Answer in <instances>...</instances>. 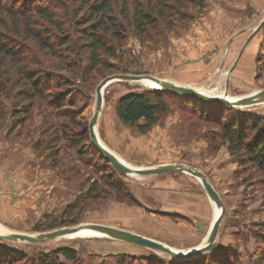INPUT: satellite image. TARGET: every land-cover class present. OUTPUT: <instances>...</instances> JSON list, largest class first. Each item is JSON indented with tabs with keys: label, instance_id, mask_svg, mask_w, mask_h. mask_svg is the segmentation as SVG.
<instances>
[{
	"label": "rangeland",
	"instance_id": "rangeland-1",
	"mask_svg": "<svg viewBox=\"0 0 264 264\" xmlns=\"http://www.w3.org/2000/svg\"><path fill=\"white\" fill-rule=\"evenodd\" d=\"M263 20L264 0H206L201 6L189 5L170 27L163 25L145 39L128 30L122 46L107 58V66L84 87L88 97L76 96V106L62 105L74 112L76 124L62 116L59 107L40 99L18 119L14 108L19 110L22 102L17 87L11 86L2 96L5 115L0 120V225L39 234L97 223L178 250L203 243L214 219V203L197 178L185 173L122 176L98 157L81 153L82 146L73 145L64 134L85 132L86 125L88 129L95 88L112 74H149L206 89L207 94L221 86L227 95L239 97L264 89V70L257 62ZM153 89L142 81L109 84L96 123L99 140L135 167L183 164L205 174L225 207L214 250L236 251L241 264H250L249 256L260 247L256 232L263 230L264 180L241 171L225 146L218 150L209 146L216 126L211 118L195 112L188 99L171 96L167 113L146 132L123 124L115 112L118 98ZM244 108L264 114V104ZM108 178L122 182L136 203L112 189ZM52 223L57 226L43 229ZM7 243L28 256L69 247L80 264H148V259L166 257L101 234Z\"/></svg>",
	"mask_w": 264,
	"mask_h": 264
},
{
	"label": "trees",
	"instance_id": "trees-1",
	"mask_svg": "<svg viewBox=\"0 0 264 264\" xmlns=\"http://www.w3.org/2000/svg\"><path fill=\"white\" fill-rule=\"evenodd\" d=\"M206 0H0V120L5 115L2 96L11 86L17 87L14 108L19 119L28 114L35 100L40 99L57 108L62 116L76 124L74 112L63 110L64 104L76 106L75 97H88L84 87L107 66V58L115 55L132 31L145 39L163 25L170 27L174 18L189 5L201 6ZM257 62L264 70V20ZM188 99L195 112L211 118L216 126L208 138L209 146L218 150L225 146L241 171L264 180V114L227 104L203 102L153 89L121 95L115 112L119 120L139 132H146L168 111V99ZM81 153H90L108 165L94 148L85 132L64 134ZM87 148V150H86ZM114 169V168H113ZM109 186L135 198L122 182L107 179ZM97 197V193H91ZM57 223L44 226L52 229ZM256 232L260 247L249 256L250 264H264V223ZM0 238V264H64L61 259L80 264L76 252L58 247L36 256H28L9 247ZM148 264H241L236 251L219 253L214 249L189 259L161 257L148 259Z\"/></svg>",
	"mask_w": 264,
	"mask_h": 264
},
{
	"label": "water",
	"instance_id": "water-1",
	"mask_svg": "<svg viewBox=\"0 0 264 264\" xmlns=\"http://www.w3.org/2000/svg\"><path fill=\"white\" fill-rule=\"evenodd\" d=\"M144 79L155 82L159 86V88H155V89L162 90L164 92H168L178 96L198 99L203 102L227 104L235 108H244V107L264 104V89L258 90L243 97L230 99L226 94V92H224L220 96L217 94H207L198 91L197 89L174 84L149 74H128V73H117L106 76L97 84L95 88V106L92 116L88 122V133L94 148L122 176H129V175L148 176V175L169 174V173H185L197 178L201 183L203 189L205 190L206 194L211 199V201L215 205L220 207V211L212 221L211 227L207 233L204 242L188 250H178L169 247L154 239L140 235L138 233L116 228L113 226L97 224V223H85L71 227H62L39 234H26L21 232H14V231H8L4 233L0 232L1 239L8 241H25V242L38 243L77 232L81 228H88L101 235L113 239H117L120 241H124L127 243L143 246L152 250H157L167 254L171 258H175L179 260L189 259L202 252L212 251L215 248L216 246L215 239L222 218L225 214V207L221 201V198L219 197V194L213 188L210 182L207 180L205 174H203L201 171H199L196 168L189 167L183 164H161L158 166L146 167V168L128 165L123 160H121L117 155H115V153H113L110 149L104 146L97 136L96 123L102 109L104 89L109 84L114 82L140 81Z\"/></svg>",
	"mask_w": 264,
	"mask_h": 264
},
{
	"label": "bare ground",
	"instance_id": "bare-ground-1",
	"mask_svg": "<svg viewBox=\"0 0 264 264\" xmlns=\"http://www.w3.org/2000/svg\"><path fill=\"white\" fill-rule=\"evenodd\" d=\"M226 75H227V72L225 73ZM225 76V75H224ZM225 78V77H224ZM140 81H142L145 85H147V86H149V87H154V88H159V86L155 83V82H153V81H151V80H146V79H144V80H140ZM139 82V81H138ZM219 84V83H218ZM198 91H201V92H207L206 91V89H203V88H196ZM212 89H214V88H212ZM218 89V88H217ZM210 91V90H209ZM214 91V90H213ZM224 93V88H223V86H221V88L219 89V90H216L215 91V93L214 94H217V95H222ZM228 97L230 98V99H234V98H238L239 96H229L228 95ZM102 143V142H101ZM103 144V143H102ZM104 145V144H103ZM105 146V145H104ZM109 149V148H108ZM114 153V152H113ZM115 155H117V154H115ZM118 156V155H117ZM119 157V156H118ZM121 160H123L121 157H119ZM124 161V160H123ZM125 162V161H124ZM126 163V162H125ZM126 164H128V163H126ZM128 165H130V164H128ZM132 166V165H131ZM219 211H220V207L219 206H217V205H215L214 204V218L217 216V214L219 213ZM214 220V219H213ZM8 231H10L9 229H7L5 226L3 227V226H1L0 225V232L1 233H4V232H8ZM91 234H99V233H97V232H95V231H93V230H91V229H88V228H81L79 231H77V232H74V233H71V234H67V235H64V237L65 236H84V235H91ZM61 237H63V236H61Z\"/></svg>",
	"mask_w": 264,
	"mask_h": 264
}]
</instances>
